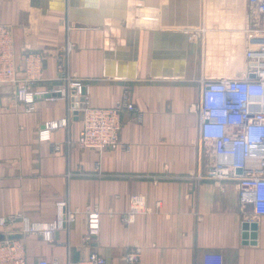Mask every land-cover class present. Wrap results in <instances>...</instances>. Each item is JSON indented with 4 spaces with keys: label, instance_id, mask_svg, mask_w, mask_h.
<instances>
[{
    "label": "crops",
    "instance_id": "0c3cea01",
    "mask_svg": "<svg viewBox=\"0 0 264 264\" xmlns=\"http://www.w3.org/2000/svg\"><path fill=\"white\" fill-rule=\"evenodd\" d=\"M203 1L181 0V27L165 24L163 5L159 8L161 30L192 37L183 77L153 76L154 30L142 28L136 77L119 79L106 74L108 44L102 27L68 23L61 12L43 14L30 0H0V22L14 31L18 53L30 49L45 58L44 80L35 86L43 95L34 112L25 110L11 88H0V216L52 222L59 201L77 212L73 224L57 232L52 242L24 234L21 219L3 230L21 234L28 264H75L92 252L108 264H123L133 245L142 247V264H264V215L256 214L252 204L243 205L232 183L206 177L215 154L201 138L197 110L202 78L238 77L246 71L253 15L238 0L225 14L244 15V25L219 12L211 20L202 16ZM224 1L226 6L235 2L214 0L217 6ZM134 7L140 20L137 13L142 7ZM120 23L126 28V21ZM67 42L73 45L68 72L86 84L91 106L112 107L126 91L136 106L134 112L123 114L121 143L114 149L101 153L79 148L83 122L75 110L80 96L73 100L68 93L45 94L69 87L57 68L58 48ZM174 45L175 41L173 46L169 42L168 60L175 68ZM120 47L124 58L125 39ZM123 66L127 72L130 64ZM111 71L116 73V62ZM70 110L69 125L53 130L51 140H40L44 124L67 118ZM134 195L144 197L149 211L125 224L122 216ZM94 205L101 213L100 232L85 243L86 210ZM246 221L258 223L255 245L244 244Z\"/></svg>",
    "mask_w": 264,
    "mask_h": 264
},
{
    "label": "built area",
    "instance_id": "2783aa9c",
    "mask_svg": "<svg viewBox=\"0 0 264 264\" xmlns=\"http://www.w3.org/2000/svg\"><path fill=\"white\" fill-rule=\"evenodd\" d=\"M246 1L255 10L245 51L247 69L238 77L202 78L197 110L201 138L212 146L215 154V162L206 177L219 183H232L239 191L243 205L252 204L256 214L264 215V0ZM72 50L70 42L58 48L57 68L67 85L75 86L77 94L81 96L86 84L68 72ZM44 60V55L39 51L26 49L18 53L14 31L0 22V88H11L29 113L36 110L37 98L43 95V92L35 90V86L44 80ZM55 92H61L63 96L68 93L65 89H52L47 93ZM135 110L136 106L131 102L128 91L114 106L107 108L93 107L86 98V107L80 109L83 127L77 141L79 148L95 149L102 153L118 147L121 143L122 116L125 112ZM71 115L72 110L67 118L46 122L39 132L40 140H51L52 131L67 127ZM238 170L242 173L239 174ZM148 211L142 195L131 196L130 208L123 214L122 220L130 224L137 215ZM76 216L77 212L72 211L66 201H59L52 222L0 216V231L21 219L24 234H36L52 242L57 232L73 224ZM86 216L88 231L84 242L89 243L100 232L101 213L94 205L87 208ZM4 233L8 237L9 234ZM142 257V247L130 246L124 254L123 264H142ZM0 263L28 264L24 243L20 239L8 238L0 241ZM75 264L108 262L92 252Z\"/></svg>",
    "mask_w": 264,
    "mask_h": 264
},
{
    "label": "water",
    "instance_id": "95a60500",
    "mask_svg": "<svg viewBox=\"0 0 264 264\" xmlns=\"http://www.w3.org/2000/svg\"><path fill=\"white\" fill-rule=\"evenodd\" d=\"M137 3L130 6V0H30L31 6L42 10L43 14L49 11L65 14L68 23H76L87 26L102 27L105 32L108 48L107 76L119 79H134L137 72V61L139 55L140 29L151 28L154 30V52H153V76L164 78H181L185 75V66L189 49L190 35L187 32L161 30L159 28V8L161 0H133ZM134 6L154 8L151 26L140 23L129 22V13L134 12ZM141 12L139 15L141 16ZM121 21H126V28L121 27ZM123 39L126 40L128 53L123 58L121 47ZM175 41L177 49V66L174 68L168 60L170 52L169 42L173 46ZM174 45V46H175ZM116 62V73H112L111 66ZM130 66L125 72L123 65ZM110 68V69H108ZM254 78V75H251ZM73 100L78 96L75 86L66 88ZM47 97H61V92L48 93ZM80 104L75 110L79 115L80 109L86 107V87L82 88ZM79 109V110H78ZM238 172H242L238 170ZM21 234L8 235L0 234V239H19ZM258 238V223L246 221L243 223L244 244L255 245Z\"/></svg>",
    "mask_w": 264,
    "mask_h": 264
},
{
    "label": "rangeland",
    "instance_id": "374dc122",
    "mask_svg": "<svg viewBox=\"0 0 264 264\" xmlns=\"http://www.w3.org/2000/svg\"><path fill=\"white\" fill-rule=\"evenodd\" d=\"M163 2L161 3L163 5V10H162V14H163V18H164V23L165 24H168L172 27L175 26V27H181V14L179 12V8L181 7V0H162ZM203 1V0H202ZM234 5H229V6H226V2L224 1L223 4H221L220 6L216 4V2H214V0H207V2L205 3L203 1V4L201 5L202 7V10H203V13H202V16L204 15H207L208 19H211L213 20V17H214V14L219 12V14H221L222 16H224L223 18H227L229 20H233L234 23H237L241 20V23H245V17L244 15L242 17H238L235 13L233 14H228V17L227 15L225 14V9L226 8H233L238 2V0H234ZM240 1V0H239ZM243 1V4H245V12L247 9L250 8L251 10V15H253V17H251V20L255 18V10L253 8H251V6L249 5H246V0H242ZM213 2V4H211ZM241 2V1H240ZM215 3V4H214ZM180 6V7H179ZM167 10L170 12V14L168 15L167 13ZM181 11V10H180ZM160 12V11H159ZM169 16V21H166L165 20V16ZM253 21V20H252ZM251 26H253V23H251ZM241 29V28H240ZM235 31L236 33H242L241 30L235 28ZM237 58H240V56L237 54L236 55Z\"/></svg>",
    "mask_w": 264,
    "mask_h": 264
},
{
    "label": "bare ground",
    "instance_id": "6f19581e",
    "mask_svg": "<svg viewBox=\"0 0 264 264\" xmlns=\"http://www.w3.org/2000/svg\"><path fill=\"white\" fill-rule=\"evenodd\" d=\"M135 3H137V1L130 0V6H133V4ZM154 10H155L154 8H150V9L142 8L141 16L139 15V12L137 13V15L140 17V20L135 18V14H134L135 12H130L129 22L140 23L146 26H151L154 24L152 20H155V19H152V13L154 12Z\"/></svg>",
    "mask_w": 264,
    "mask_h": 264
}]
</instances>
